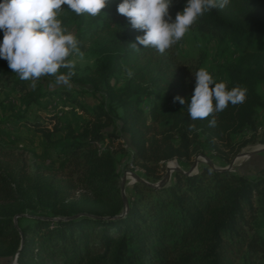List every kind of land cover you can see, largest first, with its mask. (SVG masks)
Instances as JSON below:
<instances>
[{
  "label": "trees",
  "instance_id": "trees-1",
  "mask_svg": "<svg viewBox=\"0 0 264 264\" xmlns=\"http://www.w3.org/2000/svg\"><path fill=\"white\" fill-rule=\"evenodd\" d=\"M119 2L107 0L96 16L71 14L80 29L78 45L88 42L99 47L88 82L117 112L110 116L96 106L77 131L67 125L55 144L59 170L37 167L30 172L26 162L0 150V255L14 257L15 264H260L264 176L249 180L204 166L192 175L175 172L168 186L136 182L126 211L119 215L114 155L99 153L95 144L103 139L101 131L114 124L128 136L133 161L146 169L148 165L156 169L158 161L176 154L188 156V149L199 145L201 137L213 148H231L233 136L252 128L257 109L264 105L256 92L264 80V54L249 50L252 40L264 35V0H229L190 26V32L239 51L222 71L229 88L245 91L242 103L197 120L189 119L187 105L198 62L179 56L177 42L163 54L139 45L133 48L131 43L142 31L117 12ZM184 3L172 0L173 18ZM0 81L20 91L26 106L45 97L37 82L33 88L29 81L28 89L26 80L19 79L4 59H0ZM175 95L184 97L185 103L173 102ZM213 117L215 125L209 126ZM28 129L47 144H52L53 132L60 131L37 121ZM260 173L264 175V167ZM58 174L71 179L67 188L81 190V204L105 201L116 209L106 219L67 211L64 201L69 194L57 182ZM39 207L52 216L34 215L27 217V223H18L22 214Z\"/></svg>",
  "mask_w": 264,
  "mask_h": 264
},
{
  "label": "rangeland",
  "instance_id": "rangeland-1",
  "mask_svg": "<svg viewBox=\"0 0 264 264\" xmlns=\"http://www.w3.org/2000/svg\"><path fill=\"white\" fill-rule=\"evenodd\" d=\"M66 7L62 5L63 10L59 18L64 26L76 34L78 39L80 29L71 17L73 12ZM78 47L83 57L76 60L74 74L71 77L72 86H55L54 83H49V78L42 77L36 82L39 92L45 97L38 102L26 106L20 91L13 89L10 83L0 81V150L11 153L20 162H26L30 172H34L37 167L59 170L61 160L57 155L55 144L65 134L67 125L77 131L88 119V112L96 106L104 107L110 116H114L117 112L109 109L110 105L104 95L100 91H95L88 82V75L99 58V47L88 42ZM176 48L179 56L198 62L199 67L207 68L217 80L224 81L223 68L234 62L239 55V51L226 44L190 31L177 42ZM249 50L264 54V35L254 38ZM262 66L264 68V60ZM60 71L67 70L60 69ZM26 85L28 89L31 88L28 80ZM256 92L264 98V80L257 84ZM73 99L84 109L82 110L72 101ZM34 121L45 124L49 129L55 125L60 129L58 132H53L52 144H47L39 134L29 131V125ZM101 132L103 139L96 143L95 147L99 153L107 152L114 155L115 170L118 174L114 191L121 202L119 215L126 211L128 197L134 183L141 180L145 185H156L164 180L168 170L169 177L162 186H168L173 182L175 172L192 175L204 166H211L216 170L228 168L229 172L249 180H257L264 176L260 173L264 167V105L256 111L254 126L245 128L233 136L231 148H213L203 142L201 137L199 145H193L188 149V156L180 153L160 160L156 169L150 165L146 169L133 161L131 155L133 147L128 136L121 133L117 126L110 124ZM63 170L67 171L66 168ZM68 178L58 174L57 179L65 192L69 194L64 201V204L69 206L67 211L72 209L106 219L107 214L116 209V206L105 201L81 204L79 200L81 190L72 185L67 188V184L71 182ZM36 210V212L27 211L22 214L18 223H27V217L34 215L52 216L47 208L39 207ZM12 223L17 225L16 217L12 219ZM262 233L264 235V228ZM262 263L264 258L260 261V264ZM0 264H15V258L0 255Z\"/></svg>",
  "mask_w": 264,
  "mask_h": 264
},
{
  "label": "clouds",
  "instance_id": "clouds-1",
  "mask_svg": "<svg viewBox=\"0 0 264 264\" xmlns=\"http://www.w3.org/2000/svg\"><path fill=\"white\" fill-rule=\"evenodd\" d=\"M107 0H0V59L21 80L35 88L36 81L49 78L55 86L71 87V77L77 58L83 53L76 34L59 18L62 5L77 15L96 16ZM172 0H120L119 14L132 28L141 30L135 37L138 45L153 48L163 54L189 31L203 14L224 8L229 0H185L183 9L169 13ZM64 8V7H63ZM66 69L67 71H60ZM195 84L187 105L190 120L204 119L224 110L229 104L242 103L245 91L239 86L228 87L205 67L193 73ZM185 103V98L173 96V102ZM215 125L214 117L208 120Z\"/></svg>",
  "mask_w": 264,
  "mask_h": 264
},
{
  "label": "water",
  "instance_id": "water-1",
  "mask_svg": "<svg viewBox=\"0 0 264 264\" xmlns=\"http://www.w3.org/2000/svg\"><path fill=\"white\" fill-rule=\"evenodd\" d=\"M211 167V166H210ZM212 169H214L213 167H211ZM224 170L228 171L229 169L228 168H225ZM169 177V170L166 172V176L164 178V180L156 185H148L150 187H161L164 183V181ZM140 182L144 183L143 181L139 180ZM145 184V183H144Z\"/></svg>",
  "mask_w": 264,
  "mask_h": 264
}]
</instances>
